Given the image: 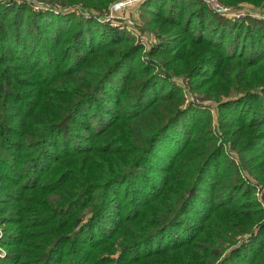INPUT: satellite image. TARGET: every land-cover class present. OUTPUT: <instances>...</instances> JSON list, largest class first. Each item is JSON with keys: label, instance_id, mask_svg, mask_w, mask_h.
I'll list each match as a JSON object with an SVG mask.
<instances>
[{"label": "trees", "instance_id": "obj_1", "mask_svg": "<svg viewBox=\"0 0 264 264\" xmlns=\"http://www.w3.org/2000/svg\"><path fill=\"white\" fill-rule=\"evenodd\" d=\"M143 6L170 25L160 72L94 16L0 0L1 264H264V20ZM171 70L218 101L221 133Z\"/></svg>", "mask_w": 264, "mask_h": 264}, {"label": "rangeland", "instance_id": "obj_2", "mask_svg": "<svg viewBox=\"0 0 264 264\" xmlns=\"http://www.w3.org/2000/svg\"><path fill=\"white\" fill-rule=\"evenodd\" d=\"M7 2V0H5ZM20 2L26 0H19ZM29 4L33 7L36 6L37 9L45 10V12L49 11L54 15L60 16L61 14L65 13V11L69 12H78L85 15V17H92L94 16L99 22L103 24L110 25L114 28L119 29L125 33H128L133 38V41L136 45L141 48L142 58L146 61L155 62L157 67L155 66L156 71L160 72L161 70H165V66L159 60L153 59L151 56V51L155 45L159 43V32L166 30L170 25L160 19H153L152 17H148V15L144 12L142 7L143 3L147 2L148 0H115L111 3L108 9H92L91 11H87V8L84 6L83 3L79 2L76 4L66 5L59 1H46V0H27ZM98 2V1H97ZM123 4L118 7V4ZM262 4V5H261ZM260 5L255 4L250 1H241L237 4L234 3H225L222 0H216L215 7L218 6L221 8L227 9V18L232 19H241L246 16H254L259 19L264 20V1ZM53 6V7H52ZM34 8L33 10H35ZM45 8V9H44ZM179 70H181V64L178 65ZM171 77H173L174 81L181 86V89L186 93L184 107L187 105L194 103L198 106H201L204 109L210 111L213 117V128L216 133H221L219 127V106L218 101L207 98L201 99V96L197 93H193L188 86V77L184 74H180L177 70L169 71ZM199 95V96H198ZM225 99V98H224ZM223 99V100H224ZM226 100V99H225ZM226 152L234 157V159L239 163V157L237 156L236 152L232 151V147L229 143L224 144ZM255 179V178H254ZM256 198L260 200L262 207H264V185L259 183L258 187L255 192ZM87 217V216H86ZM85 217V218H86ZM254 231H258V228L255 227ZM3 235V231L0 228V238ZM242 238H245V241L248 242V237L250 234L241 235ZM239 235V237L241 238ZM239 238V239H240ZM239 241V240H238ZM238 243V242H237ZM240 243V242H239ZM243 243V241H241ZM7 255L6 248L2 246L0 243V264L1 260Z\"/></svg>", "mask_w": 264, "mask_h": 264}, {"label": "built area", "instance_id": "obj_3", "mask_svg": "<svg viewBox=\"0 0 264 264\" xmlns=\"http://www.w3.org/2000/svg\"><path fill=\"white\" fill-rule=\"evenodd\" d=\"M206 2L208 3V5L216 12L218 13L219 15H222V16H226L228 17V14H227V9L225 8H221V7H215L216 5V0H206ZM121 5H123L122 3L121 4H118L117 6L120 7Z\"/></svg>", "mask_w": 264, "mask_h": 264}]
</instances>
